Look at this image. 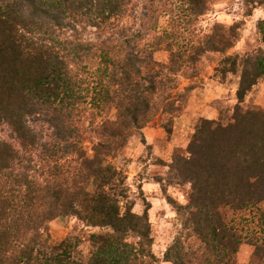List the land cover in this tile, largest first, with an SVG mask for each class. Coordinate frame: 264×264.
Segmentation results:
<instances>
[{"label": "trees", "instance_id": "obj_1", "mask_svg": "<svg viewBox=\"0 0 264 264\" xmlns=\"http://www.w3.org/2000/svg\"><path fill=\"white\" fill-rule=\"evenodd\" d=\"M209 1L0 0V264H157L149 207L133 210L110 159L157 114L173 119L185 99L172 92L178 75H197L209 53L222 77L240 72L237 103L228 122L201 118L188 154L169 165L192 187L185 203L169 197L182 229L165 259L233 264L249 243L264 264V110L242 106L264 76V48L231 53L235 28L195 35ZM161 15L168 28L149 40ZM258 27L264 43V19ZM163 44L167 63L154 58ZM68 216L104 230L90 235L87 258L76 237L42 242V228Z\"/></svg>", "mask_w": 264, "mask_h": 264}, {"label": "rangeland", "instance_id": "obj_2", "mask_svg": "<svg viewBox=\"0 0 264 264\" xmlns=\"http://www.w3.org/2000/svg\"><path fill=\"white\" fill-rule=\"evenodd\" d=\"M262 19L263 0H210L209 10L198 17L191 29L195 35H203L213 32L216 26L227 32L235 28L238 39L233 40L230 52L244 56L264 48L258 27ZM169 20L168 15H161L156 32L148 39L153 40L154 35L162 36L168 28ZM88 32L86 35H90ZM169 55L163 44L154 53V58L167 63ZM220 57L217 53L203 56L198 64L197 75L189 76L190 71L180 72L179 86L172 92H184L185 99L177 102L181 108L173 119H170V115L157 114L141 131L132 133L125 146L110 159L127 177L129 199L134 201L133 210L141 214L149 207L153 251L159 259L157 264H172L165 259V252L182 229L181 220L169 197L185 203L192 187L191 182L174 179L169 165L176 153L188 154L189 143L201 118H223L228 122L237 103L240 72L228 73L226 77H222L215 69ZM185 87L192 88L184 91ZM242 106L243 109L264 110V76L248 92ZM104 114L113 116L114 109L108 108ZM87 135L97 139L93 130L88 129ZM0 136L9 139L7 127H0ZM86 146L90 154L91 142H87ZM262 207L264 208V203ZM228 212L230 218L232 214L230 210ZM103 231L99 227H87L77 218L68 216L48 222L41 232L42 242L46 246H52L67 237L78 238V255L87 258L93 250L90 235ZM190 241L195 245L200 244L194 238ZM253 252V245L242 243L233 264H254Z\"/></svg>", "mask_w": 264, "mask_h": 264}]
</instances>
